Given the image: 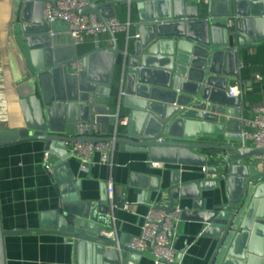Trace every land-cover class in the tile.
I'll return each instance as SVG.
<instances>
[{
	"label": "water",
	"instance_id": "water-1",
	"mask_svg": "<svg viewBox=\"0 0 264 264\" xmlns=\"http://www.w3.org/2000/svg\"><path fill=\"white\" fill-rule=\"evenodd\" d=\"M44 3L6 0L0 29L18 111L0 128V148L40 142L51 154L47 174L56 208L39 214L38 231L64 238L73 264H134L151 256L154 243L140 255L100 236L112 227L106 186L100 188L99 202L81 199L66 145L76 141V124L95 123L104 136L80 142H111L110 126L118 150L147 154L151 164L201 169L200 178L191 182H181L180 170L171 171L164 191L170 204L160 209L169 212L176 200L192 201L180 218L201 224L202 236L216 242L209 264H264V182L252 184L264 173L256 175L255 166L242 163L264 150L198 143L219 136L242 143L243 97L230 98L228 82H241L240 53L264 46V0H91L76 13L102 23L115 18L117 7L135 9L138 39L120 47L108 31L111 46L99 47L96 37L95 48L79 57L69 35L66 45L56 40L54 33L65 26L42 21ZM77 58L82 69L73 73ZM117 71L123 93L117 109L128 114L124 125L110 114ZM157 182L142 189L158 192ZM221 182L225 206L206 210L207 199L200 194L214 192ZM1 216L0 209V264H6L4 238L30 231H5Z\"/></svg>",
	"mask_w": 264,
	"mask_h": 264
},
{
	"label": "crops",
	"instance_id": "crops-1",
	"mask_svg": "<svg viewBox=\"0 0 264 264\" xmlns=\"http://www.w3.org/2000/svg\"><path fill=\"white\" fill-rule=\"evenodd\" d=\"M5 2L6 0H0V29L3 28V21L7 14L8 6ZM114 14L115 19L120 23H130V36L138 35L136 33L137 13L135 9L130 11L128 7H117ZM54 34L60 44L69 43L66 30H59ZM116 37L120 47H122L125 36L117 35ZM97 43L99 47L112 45L108 34L99 36ZM97 43L94 38L86 39L83 45L76 48L77 56H82L93 50ZM5 46L3 33L0 32V128L7 126V119H11L14 117V113L18 112L14 109L16 99L8 82L10 70ZM238 69L241 74V82L246 80L253 82L250 90L247 91L248 99L245 98L246 93L243 96L244 118L250 120L252 119V108H264V46L241 52ZM70 71L75 72L72 69ZM117 75L118 101L121 88L119 71ZM255 76H261L262 80L255 82ZM239 82L238 78L229 80L228 88ZM110 114L114 118L119 117L118 123L125 121L128 115L125 110L117 109V105L111 106ZM16 119H18L17 116L14 120L16 121ZM98 128L99 137H103L100 126ZM235 128L236 125L230 126V130H235ZM106 131L107 137L114 132L110 126H107ZM228 135L232 134L228 133ZM198 143L222 146L242 145V143L224 140L222 136H219L215 141L209 138H200ZM246 145L253 148V143L250 141ZM44 152V144L40 142L20 143L0 148L2 227L5 231H30L4 238L6 264H73L72 249L65 243L64 238L57 234L38 231L39 214L54 210L57 200L53 182L44 169ZM97 160L98 156L95 155L93 159L95 164L88 166V171L85 172L82 171L78 161L69 157L72 173L81 185L80 196L83 202H99L100 188L106 186L110 180L114 184L113 199L117 209L113 212L115 220L111 222L112 226L114 225L116 228L118 243L123 245L127 244L130 238L140 235L149 208H162L170 204L164 191L168 188L171 171H181V182H191L200 178L196 173L201 171V169L151 164L147 154L128 150L116 151L111 170L98 165ZM242 163L246 166H255L256 175L263 174L258 165L254 164L252 158L245 159ZM222 171H224L223 168H219L218 174H223ZM157 179L159 180L157 182L158 192L142 189L145 185L152 186ZM260 182H264V177L258 178L252 184ZM224 188L223 182H221L214 192L200 194L201 199H207L206 210L225 206L227 199ZM174 203L173 208L178 207L181 212L183 210L189 211L192 205L191 200H176ZM123 204H128L129 210L124 211L122 209ZM173 238L171 246L175 251V259L181 256L179 264H209L216 248V242L211 238L202 236L201 224L180 218L175 225ZM151 256L141 257L134 264H154Z\"/></svg>",
	"mask_w": 264,
	"mask_h": 264
},
{
	"label": "built area",
	"instance_id": "built-area-1",
	"mask_svg": "<svg viewBox=\"0 0 264 264\" xmlns=\"http://www.w3.org/2000/svg\"><path fill=\"white\" fill-rule=\"evenodd\" d=\"M41 17L42 21L49 24H60L66 27V32L69 35L72 45L77 48L83 45L88 38H98L101 35L107 34L110 31L115 36L124 35L125 40L129 38L138 39V35L130 36V23L122 24L117 19L112 18L105 23L99 21L94 15L80 16L76 12L86 8L91 0H44ZM129 1V0H118ZM53 34L51 33V36ZM71 69L78 72L82 69V60L76 59L71 65ZM261 76H255L254 81L260 82ZM252 80L239 82L230 86L227 90L230 98L243 97L244 94L250 90ZM123 96L119 92V97ZM252 119H241L242 130L238 134L241 138L242 144L246 145L248 141L253 143V148L257 150H264V108L256 107L251 109ZM125 124V121L122 122ZM99 128L95 123L79 122L75 125L73 138L75 142L67 144L69 157L78 161L81 164L82 171L87 172L88 166H93L95 155L98 156L97 164L105 166L108 170L112 168V160L116 153L117 145L113 142L115 132L110 136L111 142H97V143H83L79 140L85 137L99 138ZM161 143L162 140H157ZM254 164L264 173V155L253 156ZM43 165L46 172L49 171L51 165V154L47 151L43 155ZM156 166V165H155ZM114 184L110 180L106 184V195L108 202V217L114 221L113 212L117 209L114 203ZM124 211L129 210L128 204H123ZM181 210L178 207L172 208L169 212H165L160 208H149L144 218V223L141 227L139 236L130 238L129 242L125 244V249L136 253H148L150 246L154 243L151 255L154 264H174L175 251L171 246L172 239L175 235V225L179 222ZM102 238L117 241V231L113 225L110 229L100 233Z\"/></svg>",
	"mask_w": 264,
	"mask_h": 264
},
{
	"label": "trees",
	"instance_id": "trees-1",
	"mask_svg": "<svg viewBox=\"0 0 264 264\" xmlns=\"http://www.w3.org/2000/svg\"><path fill=\"white\" fill-rule=\"evenodd\" d=\"M118 78V75H116L115 79H114V83L112 84V89H111V97L109 99L110 102V106L115 107L116 106V101H117V90H116V80ZM245 98L248 99V94L246 92L245 94Z\"/></svg>",
	"mask_w": 264,
	"mask_h": 264
},
{
	"label": "rangeland",
	"instance_id": "rangeland-1",
	"mask_svg": "<svg viewBox=\"0 0 264 264\" xmlns=\"http://www.w3.org/2000/svg\"><path fill=\"white\" fill-rule=\"evenodd\" d=\"M118 72V71H117Z\"/></svg>",
	"mask_w": 264,
	"mask_h": 264
}]
</instances>
